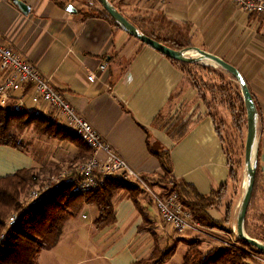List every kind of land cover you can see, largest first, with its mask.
Listing matches in <instances>:
<instances>
[{
    "label": "crops",
    "instance_id": "obj_1",
    "mask_svg": "<svg viewBox=\"0 0 264 264\" xmlns=\"http://www.w3.org/2000/svg\"><path fill=\"white\" fill-rule=\"evenodd\" d=\"M110 1L118 4L130 19L162 13L183 27L190 24L193 46L222 57L242 72L259 108L252 203L255 193L264 191V15L248 13L231 0ZM71 4L76 12L54 0H0V38L49 76L141 179L163 174L161 159L151 147L169 153L167 166L172 178L202 194L218 191L227 184L229 200L226 198L221 207L210 213L223 219L232 200L234 221L245 191L246 164L242 167L241 186L234 193L228 156L217 126L181 67L107 17L83 18L78 12L79 2ZM24 5L29 10H24ZM102 64H106L105 70L101 69ZM91 73L95 74L94 81L88 79ZM30 92V88L17 92L6 104L15 102L20 108L50 113L51 109L32 102ZM161 114L168 126L179 118L188 121L180 139L157 121ZM32 138L26 150L0 146V177L23 168H61V174L83 163L82 158L77 159L81 153L75 142L44 136ZM99 157L103 159L104 154L99 153ZM144 194L138 198L139 205L131 197L117 195L115 223L97 229L93 220L75 234H65L55 247L39 255V262L135 264L148 258L155 238L149 231H141L145 224L142 206L154 222L155 231L162 235L161 245L176 244V251L164 264H183L194 240H201L200 246L207 247L208 239L194 235L196 231H177L167 225L157 208L153 217L149 212L155 205L153 197L148 192V197ZM84 214L81 213L82 219L88 220L89 215L84 218ZM182 246L185 250L179 261L176 257Z\"/></svg>",
    "mask_w": 264,
    "mask_h": 264
},
{
    "label": "trees",
    "instance_id": "obj_2",
    "mask_svg": "<svg viewBox=\"0 0 264 264\" xmlns=\"http://www.w3.org/2000/svg\"><path fill=\"white\" fill-rule=\"evenodd\" d=\"M54 1L62 7L79 2L78 12L82 14L83 18L103 15L115 26L123 28L110 16L99 0ZM114 5L124 14L118 4L115 3ZM130 21L136 25L141 33L172 48L193 47L189 36L190 24L183 27L169 20L162 13L139 16L138 18L130 19ZM171 59L181 67L197 89L199 97L207 106L208 113L217 126V131L221 136L228 156L230 165L229 179L233 181V191L238 193L242 183V161H233L231 158L224 144L221 127L217 123V116L209 109H212L213 104L216 103L228 105L232 116L237 120V128L241 131L244 125L246 126L247 115L241 88L238 93L228 84L213 85L210 87L212 94L204 92L189 76L188 67L197 62H183ZM214 89L216 90L214 91ZM237 108L240 114L237 113ZM164 117L161 114L157 121L162 123V126L167 127L168 121L163 122L165 120ZM187 125L188 121H183L179 118L168 126L167 130L175 139H180L185 133ZM28 130L34 134L32 140L35 136H44L49 139L75 142L81 153L77 159L82 158V161L92 155L90 146L80 135L66 127L52 113L33 111L25 107L20 108L15 102L7 104L0 102V146L7 145L26 150L29 141L25 140L22 134ZM150 149L160 157L163 172L158 178H144L149 189L155 186L162 188L161 192L154 195L163 197L175 191L178 193L179 200L191 212L193 223L198 224L199 222L208 228L218 227L233 231L229 226H226V223L230 225L233 219L232 200L229 206L226 207V214L223 219H216L210 213L211 209L219 208L224 204L229 190L227 184L223 185L218 191L202 194L193 186L170 176L167 166L169 153L166 150L155 151L151 147ZM71 168L64 176L59 174L61 168H41V174L43 175L41 180L40 175L36 173L34 168H23L15 173L0 177V264H41L39 255L59 243L66 223L82 213L88 205L95 206L97 209V216L94 219L97 229H102L115 223L114 199L117 195L122 194L121 197H131L139 205L137 192L139 193L141 188H143L139 180L124 179L121 176L108 177L104 179V183L98 188L80 190L81 177L79 171L77 172L72 166ZM54 175H58L56 176V181L52 178ZM41 181L51 182V184L47 189H44V183L40 185L38 189L40 198H32L33 186H36ZM144 189L148 190L147 187ZM140 210L141 212L143 211L145 220L141 231H149L153 235L155 246L148 258L141 259L135 264H164L176 251V244L171 246L161 245V237L155 231V225L149 213L143 206ZM13 215L17 216V220L14 224H10V217ZM146 224H150V227H147ZM237 241L242 246H246L247 249L264 255V252L239 236H237ZM248 254L247 250L239 248L233 243H222L208 250H203L200 247V241L194 240L184 255L183 264H250L246 260L250 258Z\"/></svg>",
    "mask_w": 264,
    "mask_h": 264
},
{
    "label": "built area",
    "instance_id": "obj_3",
    "mask_svg": "<svg viewBox=\"0 0 264 264\" xmlns=\"http://www.w3.org/2000/svg\"><path fill=\"white\" fill-rule=\"evenodd\" d=\"M231 1L248 13L264 15V0ZM101 69L105 70L106 64H102ZM88 79L94 81L95 74H89ZM26 88H30V97L34 104L53 110L60 122L75 131L90 146L92 155L79 168L80 190L98 188L105 178L114 176L130 180L136 177V180H142L93 124L57 89L51 78L0 38V102L6 103L17 92ZM99 153L104 154L103 159L99 157ZM66 173L67 171L63 170L60 175L64 176ZM49 186H44V189ZM31 197L40 198L39 191H32ZM153 201L162 220L174 230L184 231L195 224L191 212L179 200L176 192L163 197L154 195ZM16 220L17 216L13 215L9 222L14 224Z\"/></svg>",
    "mask_w": 264,
    "mask_h": 264
},
{
    "label": "rangeland",
    "instance_id": "obj_4",
    "mask_svg": "<svg viewBox=\"0 0 264 264\" xmlns=\"http://www.w3.org/2000/svg\"><path fill=\"white\" fill-rule=\"evenodd\" d=\"M198 55L199 54L195 53L194 56H198ZM188 71H189L190 79L197 86H199L204 92L212 94L210 87H212L213 85L228 84L233 88L234 91L236 90L239 93L240 87H239V83L237 82V80L229 72H227L225 69H223L221 66H219L218 64H216L215 62L211 60L203 59L197 62L196 64L189 66ZM215 90L216 89H214V91ZM209 110H211L217 116V123L221 127V132L224 138V144L226 146V149L230 153L231 158L233 159V161L241 160L242 164L245 165L244 160H245V144H246V136H247V115H246V126L244 125V128L240 131L237 128V120L232 116V113L230 112L228 105L224 103H216V104H213V108ZM50 113H52L54 116L57 117V115L55 114L53 110H51ZM237 113L240 114L238 108H237ZM33 135L34 134L31 133L30 130H28L22 134V137L25 138V140L29 141L33 137ZM255 157H256V154H255ZM80 165L81 163L78 165V167H75L77 172L79 171ZM245 168H246V165H245ZM68 172L69 170H67V173ZM36 173L40 175V180H41L43 177V175L41 174V170H36ZM53 180L56 181V179H53ZM244 181L245 183L247 181V171L246 170L244 171ZM140 182L143 188H141L139 193L137 192V196L142 197V195L145 193L144 196L148 197L147 195V192H148V194L152 195L153 197L152 193H158L156 192V190H159V192H161L162 190V188L159 186L152 187L150 188V190H145L144 189L145 187L149 189V187L147 186V182L144 180V178ZM43 183H44V186H47V185H50L51 182L41 181L38 184H36V186H33V191L38 190L39 186L42 185ZM257 192L255 193L256 197L254 196L255 198L253 199L248 209V213H247L246 220H245V232L248 235L255 237L256 239L264 242L263 240V237H264V191L261 190ZM227 199L229 200L228 196H227ZM241 201L238 205V209L235 214L234 221L232 220L230 225L226 223V226H229V228H231V230L233 231H229L228 229H222L218 227L208 228L200 224L199 222L198 224H194L193 227L190 229L196 231L194 235L208 239L207 247L205 244H202L200 246L201 249L203 250H208L211 247L220 245L222 243L223 244L233 243L237 245V247L247 250V252H249L248 255L250 256V258H247L246 260L250 264H264V255L257 253V252H253L250 249H247L246 246H242V244L237 241V236H238L237 217H238ZM149 212L150 214L153 215V217H155L156 216V206L154 205ZM82 213L89 215V219L88 220L82 219L81 213H80L77 217L68 221L65 225L62 238H64L65 234L71 233L73 231H74L73 234H75V231H77V229L80 230L82 227H85L84 225L91 223V222L93 223V220L97 215V209L95 206H93L92 208L89 206ZM146 226L150 227V224H146ZM188 233H191V231H188ZM159 236L161 237L162 235L159 234ZM163 236L166 237L165 235ZM163 243L165 244V242ZM200 243H201V240H200ZM169 245L171 246V244ZM184 250H185V246L184 247L182 246L178 252V257H176V260L178 258V260L180 261V256L182 255V253H184ZM40 258L41 260H43L44 259L43 255L40 256Z\"/></svg>",
    "mask_w": 264,
    "mask_h": 264
},
{
    "label": "water",
    "instance_id": "obj_5",
    "mask_svg": "<svg viewBox=\"0 0 264 264\" xmlns=\"http://www.w3.org/2000/svg\"><path fill=\"white\" fill-rule=\"evenodd\" d=\"M101 5L106 9L110 16L118 22L128 33L137 37L142 42L150 45L161 53L173 58L175 60L183 62H199L203 59H208L227 72H229L239 83L242 95L244 98V104L247 112V136L245 144V164L247 171V181L245 183V193L241 201L238 217H237V233L238 236L248 243L256 246L262 252H264V242L260 241L245 232V220L247 212L251 203L255 182H256V172L257 163L255 160L256 154V138H257V118H258V108L255 99L251 93L247 80L245 79L242 72L233 64L229 63L220 56H217L211 52L200 47H187L183 49L172 48L165 43H162L144 33H141L135 24H133L110 0H99ZM24 10H29L28 6H22ZM67 10L76 12L77 9L69 4ZM189 50H195L200 56H192Z\"/></svg>",
    "mask_w": 264,
    "mask_h": 264
},
{
    "label": "bare ground",
    "instance_id": "obj_6",
    "mask_svg": "<svg viewBox=\"0 0 264 264\" xmlns=\"http://www.w3.org/2000/svg\"><path fill=\"white\" fill-rule=\"evenodd\" d=\"M189 53L194 56L195 53H197V52L195 50H189ZM197 54H199V53H197ZM198 56H200V55H198Z\"/></svg>",
    "mask_w": 264,
    "mask_h": 264
}]
</instances>
